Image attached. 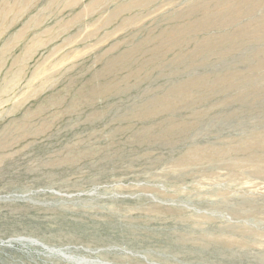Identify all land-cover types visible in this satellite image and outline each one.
I'll return each mask as SVG.
<instances>
[{
    "label": "rangeland",
    "instance_id": "374dc122",
    "mask_svg": "<svg viewBox=\"0 0 264 264\" xmlns=\"http://www.w3.org/2000/svg\"><path fill=\"white\" fill-rule=\"evenodd\" d=\"M0 264H264V0H0Z\"/></svg>",
    "mask_w": 264,
    "mask_h": 264
},
{
    "label": "water",
    "instance_id": "95a60500",
    "mask_svg": "<svg viewBox=\"0 0 264 264\" xmlns=\"http://www.w3.org/2000/svg\"><path fill=\"white\" fill-rule=\"evenodd\" d=\"M61 254H63V253H61Z\"/></svg>",
    "mask_w": 264,
    "mask_h": 264
}]
</instances>
